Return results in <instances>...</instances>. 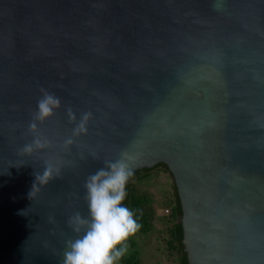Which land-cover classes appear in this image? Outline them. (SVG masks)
Wrapping results in <instances>:
<instances>
[{"label": "water", "instance_id": "water-1", "mask_svg": "<svg viewBox=\"0 0 264 264\" xmlns=\"http://www.w3.org/2000/svg\"><path fill=\"white\" fill-rule=\"evenodd\" d=\"M122 152L167 166L188 264H264V0H0V264H61Z\"/></svg>", "mask_w": 264, "mask_h": 264}, {"label": "clouds", "instance_id": "clouds-1", "mask_svg": "<svg viewBox=\"0 0 264 264\" xmlns=\"http://www.w3.org/2000/svg\"><path fill=\"white\" fill-rule=\"evenodd\" d=\"M61 100L54 93L42 90L37 100L33 121L30 129H36L38 122L50 118L60 107ZM90 114H85L84 121ZM79 132L87 129L82 122ZM67 143H72L68 140ZM44 142L34 139L27 144L23 152L30 154L34 148H43ZM130 156L122 152L120 158L105 161L104 166L91 173L84 182V200L87 206V216L79 211L68 217L67 224L75 233V237L65 242V252L61 264H116L125 252V241L140 228L135 212L123 203L126 198V185L133 175L129 166ZM61 168L52 162H46L41 173H35V181L29 192V198L34 195V186L47 184L60 175ZM21 214L24 211L21 210Z\"/></svg>", "mask_w": 264, "mask_h": 264}, {"label": "rangeland", "instance_id": "rangeland-1", "mask_svg": "<svg viewBox=\"0 0 264 264\" xmlns=\"http://www.w3.org/2000/svg\"><path fill=\"white\" fill-rule=\"evenodd\" d=\"M132 185L137 191L151 196L156 216L149 232L136 234L134 245L126 244L125 255H135L139 264H175V253L171 254L166 247L169 228L173 223L170 213L174 201L172 178L169 172L163 167H157L147 174H141L140 178H133ZM165 209L169 212L166 213Z\"/></svg>", "mask_w": 264, "mask_h": 264}, {"label": "trees", "instance_id": "trees-1", "mask_svg": "<svg viewBox=\"0 0 264 264\" xmlns=\"http://www.w3.org/2000/svg\"><path fill=\"white\" fill-rule=\"evenodd\" d=\"M157 167H163L169 172L167 166L161 163L153 168H145L139 170L138 172L135 173L133 178H138V177L140 178L141 174L144 173L147 174L148 172H150L151 170ZM132 179L130 180V182L126 187L127 194L123 203L135 212L136 219L140 224V228L135 234L129 236L127 241H125V244H130V245H134L135 243L134 237L136 234H146L151 230L153 226V221L156 216L154 207L152 205L151 196L148 193H141L137 191L132 185ZM173 190H174L173 193L174 201L171 204V213H170V218L173 220V223L169 228V236L166 239V247L171 254L175 253L176 255L175 264H188L186 252L184 250V245L182 242L183 230L181 223L178 221V219L181 217L182 214L181 206L174 183H173ZM117 263L139 264V260L136 258L135 255L126 256L124 254L123 257L117 261Z\"/></svg>", "mask_w": 264, "mask_h": 264}, {"label": "built area", "instance_id": "built-area-1", "mask_svg": "<svg viewBox=\"0 0 264 264\" xmlns=\"http://www.w3.org/2000/svg\"><path fill=\"white\" fill-rule=\"evenodd\" d=\"M165 212H166V213H168V212H169V210H168V209H165Z\"/></svg>", "mask_w": 264, "mask_h": 264}]
</instances>
